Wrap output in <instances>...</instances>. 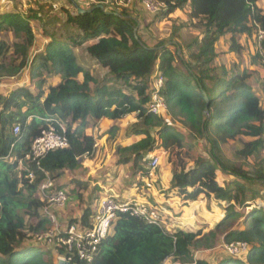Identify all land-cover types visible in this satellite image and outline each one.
Masks as SVG:
<instances>
[{
	"label": "trees",
	"instance_id": "16d2710c",
	"mask_svg": "<svg viewBox=\"0 0 264 264\" xmlns=\"http://www.w3.org/2000/svg\"><path fill=\"white\" fill-rule=\"evenodd\" d=\"M91 1L93 11L76 10L68 16V22L80 32L71 37V42L49 34L41 49H35L37 35L32 21L41 20L42 5L39 9L32 7L28 14H0V31H13L17 39L12 47L0 42V60L10 50L16 56L9 64L0 61V80L26 69L30 73L28 85H16L10 94L0 93V264L57 263L45 259V252L52 255L50 250L39 247L34 252L31 248L35 245L27 244L51 221L41 213L47 205L39 190L41 184L49 176L56 178L79 169L85 157L93 156L96 138L87 134L90 119L119 121L132 113L138 118L132 131L142 138L117 147L119 163L133 162L148 174L150 154L155 150L168 152L173 172L170 190L185 201H197L202 195L211 199L214 195L225 210L217 228H227L238 220L244 225L228 228L223 234L225 243L246 242L250 250L242 257L228 255L214 261L197 257V251L216 245L218 229L173 232L124 213L116 220L112 235L101 245L96 259L91 263L76 259L75 263L166 264L170 260L176 264H264V207L255 203L264 190L263 161L254 163L249 171L235 160L261 154L264 107L249 82L253 74L248 68L236 72L224 64H215L219 56L217 43L222 36L231 34L230 50L238 52L242 46L237 35L255 37L259 28L264 29L260 0H161L168 9L157 20L167 19L190 4L191 22L174 25L170 39L153 45L139 32L136 34L138 19L130 17L125 8L121 17L113 13L115 8L109 6L112 12H107L97 6L107 0ZM187 27L202 32L186 39L183 32ZM172 40H179L185 59L176 45H166ZM88 42L91 57L108 69V78L103 82L78 62L74 46ZM258 59L257 50L252 61ZM158 77L164 78L160 93L167 105L162 114L152 113L149 108ZM53 79L58 81L50 82ZM170 119L180 121L196 140L209 142L206 153L198 154L192 164L176 149H193L194 145ZM58 121L67 127L69 146L49 152L40 162L28 158L34 140L45 130L52 125L62 130ZM17 124L21 125L18 135L14 132ZM118 130L114 125L110 133L115 135ZM229 141L236 143L234 160L223 149ZM220 173L226 176L221 181ZM91 203L71 222L89 225ZM27 215L36 218L37 223L29 225ZM64 252L59 249V254Z\"/></svg>",
	"mask_w": 264,
	"mask_h": 264
},
{
	"label": "rangeland",
	"instance_id": "374dc122",
	"mask_svg": "<svg viewBox=\"0 0 264 264\" xmlns=\"http://www.w3.org/2000/svg\"><path fill=\"white\" fill-rule=\"evenodd\" d=\"M37 1L38 0H0V14L1 13H13V12H23V13L28 14V12L30 11V9L32 7L39 9L40 5L43 6V10L40 9L41 10V16H42L41 20L34 19L32 21L34 29L36 31V35H37V39H36L37 42H36L35 49H41L46 45L47 40L50 36L49 34H52V35L58 37L60 40H62L64 42H71L72 41L71 37H74V35H77L80 33L76 26H74L68 22V16H69L70 12L75 13V11L77 10L74 7V5L71 3V1H69V0H39V2H42L43 4H39V2H37ZM77 1L79 2V0H77ZM137 3L140 4L139 2H136L133 6L125 8L126 12L129 13L130 17H134V18L138 19L139 25L137 26V29H138L137 31L139 32V34L144 35L145 38L152 45L157 43L160 40L170 39L172 37L174 25H180L181 23H186V21H187V23L191 22L190 16L187 17L188 13L185 10H183L182 12L180 11L178 16L175 15V16H170L169 18L166 17L167 19L157 20V16L162 14L164 11H161L159 14L152 15V14H150L144 10L138 9ZM80 5L83 8H85L82 3H80ZM259 5H261L260 7H264L263 0H261ZM119 7L120 6H118V7L115 6L114 7L115 11H119L122 13V9ZM263 10H264V8H263ZM201 32H202L201 30L195 29L193 27H187L186 29H184L183 36L186 39H190L191 37H194L197 33H199L197 35H200ZM238 37H240V38H238ZM237 39L242 46V50L235 52V53H232L233 51L231 52V50H230V46L232 45L231 34H230V36L224 35V37L222 36L220 38L219 44L217 46L220 57H219V59L215 60V63L216 64H220L221 62L227 63L229 66H232L239 71L243 68V65L247 66V67L253 66V68H254V70H252L253 76L249 79V82L255 88L258 89L259 93H261L262 98H263V104H264V64L261 63V60H259V59H258L259 63L250 64V62H252V60H251L252 57L256 54V47L257 46H256V41L254 40V36L251 35L250 38L249 37L247 38V37H244L243 35L241 36L239 34V35H237ZM2 41L7 42L8 45H10L12 47L13 43L16 42L17 39H16L13 31L3 30V31H0V42H2ZM88 44H90V42H88L87 44L81 45L80 47L74 46L78 62L83 67L93 71L96 78L100 82H103L106 78H108V75H109L108 69L102 67L100 64H98V62L96 60H94L91 57V55L89 54V52L87 50ZM173 49H175V48H173ZM13 57L16 58V56L12 53V50H10L6 55H4L2 57V59L0 61L9 64V63L13 62L12 61ZM19 62H20V60L17 58L16 63H19ZM29 75H30L29 69H26L24 72L20 73L19 75L15 76V77H8V78H4V79L0 80V93L10 94L12 89L16 85H19V84L28 85L29 84L28 83ZM57 81H58L57 79L50 80V82H57ZM100 120L99 119H97V120L96 119H90L89 120V127L87 129V133H90L92 135L94 133V135H96L95 132H97V134H99L101 131H99V129H97V127H99L97 122ZM170 122H172L173 125L178 130H183L187 135V141L192 142L194 145L193 149H189L188 146H186L182 150L176 149V152L181 151L183 153V155H184L183 157H185V160L188 163L192 164L193 159L196 158V156L198 154L206 153V151L208 149L207 148L208 145H207V142L205 139L196 140L195 137L191 136L189 131L183 127V125H182V123H180V121H175V120L170 119ZM235 148H236V143L231 142V141H229L228 143L223 145V149L225 151V154L233 160L235 159V154H234ZM98 152H99V150H98ZM98 152L94 153L92 158H96V156H98L97 155ZM159 152H160V156H161V163H160V166L158 168H160V169H162V171H164L165 166H167V164H168L169 153L164 151V150H160ZM85 160L86 161H85L84 165H86V167H84L82 169L79 168L77 170L71 171V174L76 171L75 173H78L79 175H86L87 181L90 184H92L94 181L97 180V176H98L99 171H100V174H102L101 173V168H102L101 166H103V161H102V159H100L99 156L96 159H94V161L92 163L88 162L87 158ZM235 160H237V164L243 165L249 171L252 170L253 164L254 163L256 164L260 160L263 161L262 166L264 167V148L262 149L261 154L259 156H252L248 160H244V161L239 160V159H235ZM87 165H90V166L88 167ZM130 167L132 168V166H130ZM130 167H128L127 169L131 170ZM21 168H23V163H21ZM124 173H127V172L124 171ZM224 177H226V176H224L221 173L219 174V180L220 181ZM54 181H55L54 183H56L55 184L56 186L58 185V183H60L58 178ZM158 181L160 182L161 180H158ZM159 182H155V183L161 185V183H159ZM255 186L259 187V185H255ZM162 187H164V186L162 185ZM162 187H160L161 189L159 188L161 190V192H163ZM39 190L44 195L41 188ZM102 190H103V186L100 183L98 185L96 191L94 193H92L94 196L91 195V198L92 199L94 198L92 206H91V214L94 211H96V209H97L98 203L101 199L100 197L103 194ZM164 192H166V191H164ZM39 193L37 194V196L44 199L45 195L40 196ZM261 193L263 195L261 197L258 196L256 198V202L255 201L254 202L256 204L264 207V190L263 189H262ZM69 196H70L69 200L66 202L65 207L63 209H60L61 214L58 212L59 210L55 212V216H56L55 221H50V224L47 226V228L43 229V231H41L42 234H47V232L49 233L55 227L56 223L62 224V223L69 221V218H70L69 209L70 208H67V207H68V205L71 204L70 202L72 201V199H70V198L72 197V194H69ZM45 199H46V197H45ZM206 199H207L206 196L202 195V196H200V198L198 200L199 201H201V200L206 201ZM82 201L78 200L79 206L82 205V203H83ZM211 205L213 207H211ZM217 205L219 206L218 208L221 207L220 208L221 210L216 208ZM160 206H162V205H160ZM196 206H197V204H194L193 207H196ZM208 206H209V209L207 210L208 213L206 211V216L202 217V219L200 221V223L206 225L205 229H203L202 231L210 229L209 227H211V226L214 229H218L216 225L221 221L220 219H223L225 217V212L223 211L224 208L222 207L220 202L214 197V195H212ZM189 207L192 208L191 211L189 213H187V210H186L185 218L182 217V218H180V220L177 219V221H178V223H179V221H182V222L184 221V223H187V225L192 226V229L195 230L199 227V224L197 222L198 220L196 219L197 216L195 214V210L193 209L192 205H189ZM182 212L183 211L178 212L174 216L175 217L184 216V213H182ZM41 213L43 216L46 215L45 207L42 209ZM166 213L164 214V217L166 216ZM26 222L29 225H31L32 223L36 224L37 219L27 215L26 216ZM165 222L164 223L167 224L169 221L166 220ZM211 223H213V224H211ZM229 226H231V227H229ZM229 226L227 228L224 227V228H220L217 230L220 235L218 237V240H216V245L213 248L199 250L196 252V256L197 257H205V258H208V259L214 261L219 257H225L228 255H232L228 251V247H227L228 245H226V243L224 241V235L223 234H224V232H226V230L228 228L230 229V228H234V227H242L244 225L242 223V220H238L235 222H231ZM175 227H177V226H175ZM174 229L175 228H173V230ZM169 230H170V228H169ZM37 235L35 236L36 241H35V239H33L31 241L27 240V244H29L30 246L32 244L35 245V247L31 248V250H34V252H37L40 248H42L43 250H50L52 252V255L50 253H48V251L45 252V254H46V255H44L45 259L46 260L53 259L54 261L58 260L59 250L56 247H54V248L49 247V246L44 245L41 242H39ZM51 256H52V258H51ZM166 264H176V263L169 260V261H167Z\"/></svg>",
	"mask_w": 264,
	"mask_h": 264
},
{
	"label": "built area",
	"instance_id": "2783aa9c",
	"mask_svg": "<svg viewBox=\"0 0 264 264\" xmlns=\"http://www.w3.org/2000/svg\"><path fill=\"white\" fill-rule=\"evenodd\" d=\"M79 1L90 7L94 4L91 0L88 2L86 0ZM136 2H139L144 10L152 15L168 9L167 4L161 0H107L104 4L110 10V7L114 8L115 5L120 6L121 9L128 8ZM255 40L261 63L264 64L263 28L258 29ZM163 85L164 78L158 77L152 93V100L149 104L152 113L162 114L166 110V100L160 93ZM59 125L62 130L52 125L34 140L32 149L27 155L28 158L40 162L49 152L69 146V139L66 135L67 127L62 122H59ZM14 132L16 135L21 133L20 124L14 127ZM160 163V154L151 153L149 162L151 170H156L160 166ZM34 176V173L30 174L31 178H34ZM54 182V178L49 176L40 187L47 199L45 213L51 221H55V212L63 209L70 197L67 190L57 189ZM166 212V208L160 205L137 200H122L116 195L108 194L101 197L96 211L90 215L89 225H83L81 221L71 222V220L62 224L56 223L55 227L49 233H41L38 235V241L49 247H56L58 250L64 249L65 252L60 253L58 259L64 258L72 264H76V259L91 263L99 254L101 245L112 235L115 222L121 214L127 213L147 223L158 224L164 227V214ZM226 245H228L230 254L236 257H242L250 250V246L246 242H232L230 244L226 243Z\"/></svg>",
	"mask_w": 264,
	"mask_h": 264
},
{
	"label": "crops",
	"instance_id": "0c3cea01",
	"mask_svg": "<svg viewBox=\"0 0 264 264\" xmlns=\"http://www.w3.org/2000/svg\"><path fill=\"white\" fill-rule=\"evenodd\" d=\"M261 0L259 1L260 4ZM264 3V1H263ZM137 8L144 10L141 4L137 3ZM261 6V5H259ZM93 7V6H91ZM262 9L264 7H261ZM185 10L188 13H190V4H187L184 9H179L175 13H173L171 16H178L180 11L182 12ZM145 11V10H144ZM186 20V19H185ZM198 34V33H197ZM196 34V35H197ZM230 36V34H227ZM241 36L243 35L244 37H249L247 34H240ZM224 37V36H223ZM232 37V35H231ZM240 38V37H238ZM255 40V37H254ZM179 41V40H177ZM220 41V40H219ZM256 41V40H255ZM219 42L217 43L218 46ZM257 46V45H256ZM218 51V48H217ZM219 52V51H218ZM232 52V51H231ZM235 53V52H232ZM256 53H257V47H256ZM220 56L217 57L219 59ZM93 58V57H92ZM94 59V58H93ZM216 59V60H217ZM96 60V59H94ZM252 60V59H251ZM259 60H260V55H259ZM97 61V60H96ZM98 62V61H97ZM257 64V62H250V64ZM99 64V63H98ZM216 64V63H215ZM224 64L227 66L229 70L236 71L238 72L236 68L229 66L227 63H220L216 65H221ZM248 68L251 73L254 70L253 66L247 67L243 65V68ZM241 69V70H242ZM256 86V85H255ZM255 88V87H254ZM256 92L260 95L261 100H262V106L264 107L263 104V98L261 93H259L258 89L255 88ZM138 121L137 114L132 113L127 116H125L123 119L119 121H113L108 118H102L100 121H98L99 131H101L99 134L96 133V135L93 136L96 138V152L97 155L102 159L103 161V166H101V173L100 171L97 176V180L94 181L92 184H90L87 179L86 175H79L78 173H72L70 171H66L64 174L61 176L56 177L54 180L57 178L59 179L60 183L59 185H65V189L67 191H70L73 193L72 201L70 202L71 204L68 205L67 208L69 209V220L74 219V218H79L82 213L84 212V208L86 207V204L91 201L93 203L94 198H91L92 193H94L98 187V185L101 183L103 186L102 190V195L101 197L108 195V194H113L118 196L122 200H137V201H142V202H147L155 205H162L163 207L166 208L167 213L165 216V221L168 220L169 222L165 224V227L170 228V231L178 230V229H184V230H194L192 229V226L187 225V223H184V221H177L180 220V218H185L186 216V210L187 213L191 211L192 208L189 207V205L194 206V204H197L196 207H193L195 210L196 214V219L198 220L199 227L195 230H200V229H205L206 225L200 223L202 217L206 216V211L209 209V201L210 199L207 198L206 201H185L181 197L177 196L174 190H170V183L173 177V172H172V167L171 164H167L165 166V170L162 171V169L157 168L156 170H150V172L147 174L146 171L143 172L140 169H137L134 165L133 162H130L128 164H120L119 163V154L117 152V147L119 145L126 146V145H131L134 142L140 140L142 136H136L133 131H132V125ZM97 125V126H98ZM117 125L119 130L115 135H112L110 133V130L112 126ZM89 135H92L90 133H87ZM99 135V136H98ZM248 140V138H245ZM160 150H155L152 153H157L160 154ZM151 155V154H150ZM96 156V158L98 157ZM88 159V162H93L94 159L96 158H90V157H85L83 161V166L80 167V169L86 167L84 165L85 159ZM87 163V162H86ZM88 167L90 165H87ZM132 166V168L130 167ZM144 166V165H143ZM148 164H145V167H147ZM130 167L131 170H128L127 168ZM77 170V169H76ZM126 171L127 173H124ZM92 172V171H91ZM65 176V177H64ZM85 178V179H84ZM158 180H161L160 182ZM80 181L84 183L81 184ZM87 181V182H86ZM155 182H159L160 184H156ZM56 184V183H55ZM162 185L164 187H162ZM163 189V192H161V188ZM160 188V189H159ZM166 191V192H164ZM76 195L77 198L74 196ZM94 196V195H93ZM100 197V198H101ZM80 198V200H79ZM78 200L82 201V205L79 206ZM91 203V206H92ZM208 203V204H207ZM77 204V205H76ZM72 206V207H71ZM211 207H213L211 205ZM219 206L217 205V209ZM221 210V209H220ZM184 213V216L181 217H175L174 215L177 214L178 212ZM225 212V210H223ZM61 214V211H58ZM208 213V211H207ZM210 213V212H209ZM187 219V218H186ZM222 220V219H220ZM196 222V223H197ZM166 223V222H165ZM213 224V223H211ZM179 225V226H178ZM216 225V224H215ZM177 226V227H175ZM217 226V225H216ZM173 228H175L173 230ZM209 230H213L214 228L209 227ZM194 230V231H195ZM205 230V231H207Z\"/></svg>",
	"mask_w": 264,
	"mask_h": 264
},
{
	"label": "water",
	"instance_id": "95a60500",
	"mask_svg": "<svg viewBox=\"0 0 264 264\" xmlns=\"http://www.w3.org/2000/svg\"><path fill=\"white\" fill-rule=\"evenodd\" d=\"M71 1V3L74 5V7L80 12V13H85V12H91L94 10V7H90V8H83L80 3L77 1V0H69ZM99 7H101L104 11H107V12H112L111 10H109L107 8V6L105 4H99L97 5ZM114 14L118 15V16H121V17H124V14L119 12V11H113ZM137 27L135 28V32L137 34ZM137 38L139 39L140 43L143 44V41L139 38V36L137 35ZM166 45H176L177 46V49H178V53L179 55L185 59V56H184V52H183V49L181 47V45L179 44L178 41L176 40H172V41H168L166 43ZM205 115L208 116L209 115V108L206 109V112H205ZM207 144H209V142H207ZM56 264H72L70 261L64 259V258H59L57 263Z\"/></svg>",
	"mask_w": 264,
	"mask_h": 264
}]
</instances>
